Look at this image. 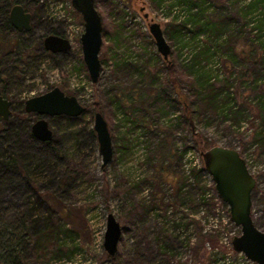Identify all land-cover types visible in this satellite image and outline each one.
<instances>
[{
    "label": "rangeland",
    "instance_id": "374dc122",
    "mask_svg": "<svg viewBox=\"0 0 264 264\" xmlns=\"http://www.w3.org/2000/svg\"><path fill=\"white\" fill-rule=\"evenodd\" d=\"M18 1L31 13L32 21L29 31L16 34L26 48L13 44L0 51V88L6 83L5 97L11 100L13 110L7 120L0 119V242L10 237L4 228L9 231L24 220L28 232L22 248L28 264H111L103 247L111 212L122 227L117 247L122 263L158 264L162 255L157 239L166 232L154 211L159 208L163 212L171 204L174 219L179 216L192 221L195 236L193 244L178 248L172 262L207 264L205 242L219 246L220 235L203 231L194 200L187 212L180 205L183 194L177 190L184 181L181 150L187 145L194 149V159L201 160V156L183 122L181 105L164 103L167 96L176 98L167 64L177 70L195 132L206 144L235 148L256 166L251 213L264 231V140H259L264 137V67L257 63L262 55L258 40L264 37V0H237V5L217 0L231 9L228 16L238 30L231 33L230 54L227 49V53L216 50L203 34L192 37L191 32H172V25H180L181 18L174 12L166 17L150 0H112L114 5L94 0L103 28L96 83L91 82L81 53L70 50L52 55L43 48V38L51 32L67 34L63 21L48 17L55 0ZM70 12L80 26L81 16ZM173 14L176 19L171 21ZM150 22L160 24L170 46L166 60L149 33ZM253 36L259 38L254 41ZM28 51L33 55L28 56ZM254 75L261 78L257 89L249 84ZM55 86L76 96L91 113L72 117L73 121L64 115L47 116L53 139L45 143L31 138L27 131L26 126L38 116L20 108L27 98ZM158 94L161 99L155 100ZM255 98L256 103L251 100ZM95 104L107 121L113 150L116 147L104 167L95 133H90ZM24 157L34 158V175L29 171L32 178L27 175ZM38 165L46 167L42 174ZM203 180L198 173L197 184L204 191L205 183L214 186L210 175ZM173 190L177 194L170 200L168 193ZM48 228L58 229V238L43 245L44 255H37L39 230ZM66 231H73V236H65ZM165 235L177 246V238Z\"/></svg>",
    "mask_w": 264,
    "mask_h": 264
},
{
    "label": "water",
    "instance_id": "95a60500",
    "mask_svg": "<svg viewBox=\"0 0 264 264\" xmlns=\"http://www.w3.org/2000/svg\"><path fill=\"white\" fill-rule=\"evenodd\" d=\"M73 9L81 16L83 32L80 36L82 60L92 83L99 77L101 63L99 53L102 45V20L94 0H71ZM148 18V14H144ZM11 26L19 32L31 29V13L21 4L15 3L9 10ZM148 30L154 40L157 51L164 60L170 54L164 32L158 22H150ZM43 47L51 53L66 52L70 49L68 40L57 34H48L43 38ZM12 102L0 94V117L7 120L12 113ZM76 96L68 95L58 86L29 97L24 102V111L38 117L31 125L32 136L41 141L53 139V131L46 120L47 116L78 117L86 111ZM92 129L95 133L101 154V166L104 167L113 158V146L108 124L103 114L95 111ZM205 171L214 182L218 198L227 206L230 220L240 230L232 240L235 251L242 252L255 264H264V231L259 229L252 217V192L256 184L255 176L249 171L246 160L232 147L215 144L201 153ZM122 234V227L115 216L107 214L103 235V247L107 255L114 256ZM195 264H205L197 262Z\"/></svg>",
    "mask_w": 264,
    "mask_h": 264
},
{
    "label": "trees",
    "instance_id": "16d2710c",
    "mask_svg": "<svg viewBox=\"0 0 264 264\" xmlns=\"http://www.w3.org/2000/svg\"><path fill=\"white\" fill-rule=\"evenodd\" d=\"M104 1L108 2L110 5H114L112 0H108V1L104 0ZM120 1H122L124 3L128 2V0H120ZM18 2H19L18 0H1V2H0L1 3L0 4V6H1L0 7V45H3V47L0 49V51H3V52L6 51L7 50V48L5 47L6 45L13 47V44H14L16 47H18V46L19 47L22 46L24 48L27 47L26 45H24L22 43V41L20 42V40H17L16 34L19 31L14 29L11 26L10 21H9V10L13 4L18 3ZM150 2L157 10H164L166 17H169L170 14L172 12H174L175 16L178 15L177 19L181 18V24L180 25H176V26L172 25L173 26L172 32L175 33V32H178V30H181L184 33L185 32H187V33L191 32L192 37H194L198 34H203L204 36H206L208 42L213 43L212 47H214L216 50L223 49L226 52V49H227L229 51V54L232 52L231 48L229 47V40L231 38V33L235 30L236 31H238V30L236 29L235 22H233V18L228 16L231 9L230 8L225 9V7L220 6L217 0H150ZM236 2H237V0H230L229 5H231V4L237 5ZM94 4H95V1H94ZM21 5L24 8H26L23 4H21ZM95 7H96V5H95ZM114 8L115 7H113V10H114ZM98 13L100 14L99 11H98ZM75 14H77V12H75ZM174 14L170 18L171 21H173V19H176ZM77 16H79V14H77ZM100 16H101V14H100ZM50 34L60 35V34L55 33V32H51ZM102 36H103V28H102ZM253 38H254V36H253ZM256 38H259V37L256 36ZM256 38H254V41ZM221 43H223V44L221 45ZM258 43H259V46L262 48V55L259 58V61L257 63L261 62L262 66L264 67V37H260L258 40ZM45 51L47 52V50H45ZM3 52H2V54H3ZM67 52L68 51H66L64 53H67ZM32 53L33 52L28 51L27 55L28 56L33 55ZM51 54L53 55L54 53H51ZM227 56L230 57V55H227ZM236 58L237 57L235 56V54H233L232 60L236 61ZM134 69L138 70L137 67H135ZM166 69H167V73L170 77V80L172 82V86L174 87V90L176 93V98L172 99V98H169L167 96L166 99L164 100V103H165V105L168 104V105H172V106L174 104H180L181 105V107L183 109V115H182L183 122L185 123L187 130L191 132V136H192L195 147L201 153L203 150H205V149H207V148H209L215 144H213V143L212 144H206L205 139L200 134L195 132V129L192 126V120L190 118V108L187 104L186 96L183 94V92L179 88V84L177 82V78H176L177 70L171 64H167ZM207 78H208V81H211L213 79L210 77V75ZM197 80L198 79H195V80L192 79L191 82H194ZM153 82H154V80H153ZM200 82L203 83L204 81H200ZM258 82H261V78H256V76H255L251 79V82L249 84H252V86L255 89H257ZM5 85H6V83H4L3 86L0 88V94H2L4 97H5V93H4ZM158 99H161L160 94H158L157 97H155V100H158ZM251 100H254L253 101L254 103L257 102V98L251 99ZM20 110L22 112H25L23 105L21 106ZM92 111L93 112H95V111L100 112V109L95 104L94 108H92ZM88 113H91V109H89L87 107L86 111L83 114H88ZM250 114H251V112H250ZM250 114L244 115V116H242V118L245 119V118L249 117ZM66 118L68 121H73L72 117L66 116ZM242 118L240 119V121H242ZM0 119H2V118L0 117ZM31 125L32 124L27 125L26 127H27V131H28L30 137L32 138V134H31V130H30ZM90 133L93 134L92 129L90 130ZM259 140H264V137H261ZM259 140H258V143H259ZM45 143H48V142H45ZM115 148L116 147L114 146V150H115ZM189 149H192V147L184 145L183 149L181 150L182 157L184 156L186 151ZM263 150H264V148H263ZM33 160H34L33 157H30V158L24 157L23 158L26 171L28 172L27 175L30 176L31 178H32V176H31V173L29 171L33 170V168H32V161ZM43 168H46V167H44V165L43 166L38 165V169L40 170L41 174L44 172V171H42ZM198 172L199 171H194V175L196 178L198 176ZM32 175H34L33 171H32ZM183 180H184V178H183ZM184 186H185V181H183L182 187L180 186L179 190H177V193L179 192L180 194H183V196L181 198L179 197L181 200V204H180L181 208H188V206H190V208L192 209L193 206H191L189 204L191 202V200L192 201L194 200L196 202L195 206L193 207V209H195V210H198L202 204L206 203V200L203 196L204 189L201 186L197 185L192 190L184 189ZM173 193H174V190H173V192L168 193L170 200L172 198ZM262 196L264 197V195H262ZM150 199H151V197L149 198L148 201H151ZM263 201H264V199H263ZM153 208L156 209V207H153ZM169 209H173L171 204H168L166 206V208L163 210V212H161V210L159 208H157V210L154 211V214H155V216H157L159 221H161V224H162L164 231L167 234L168 233L170 235L172 234L175 238H177V240L179 242L178 244H180V246H178V244H177V246H173L171 243H169L167 241V239L164 237V236H166L165 235L166 233L160 238L157 237L158 238L157 240L159 242V246H158L159 253L162 255L158 264H174L172 261L174 258H176V255L179 253L177 251L178 248H181V246L189 244L190 238L187 237V235L189 233H191L193 230V228H192L193 223H192V221H189L187 218L178 216V220H176V222H174L171 218H168L167 215L165 214V212H167ZM191 212H192V210H191ZM254 223L256 224L255 220H254ZM170 224L172 226H170ZM173 227H174L173 231H175V229L181 230L183 232V235L185 234L184 237H180V235L178 233H175V232L173 233L171 230ZM27 229H28V226H27L26 222H24V220L17 227H14L13 229H11L9 231L5 228L3 229V231H6L7 233L10 234V237L7 240H2V242H0V264H28L27 257L23 253L24 250L22 248V241L24 239V236L28 232ZM57 230L58 229L53 230L51 228H48L47 230H44V229L39 230V233H38L39 237H38L37 242L35 244V249H36L37 255H44L45 251L42 249L43 245H46V244L50 243L52 240H55L58 238ZM3 231L1 233H4ZM73 234H74L73 231H66L65 232V236H69V238H71L73 236ZM146 247L148 249L147 251L150 252V249H149L147 242H146ZM136 255H137V253H136ZM107 256H108V259L110 260L111 264H123L121 261L119 252H116V254L114 256H109V255H107Z\"/></svg>",
    "mask_w": 264,
    "mask_h": 264
},
{
    "label": "built area",
    "instance_id": "2783aa9c",
    "mask_svg": "<svg viewBox=\"0 0 264 264\" xmlns=\"http://www.w3.org/2000/svg\"><path fill=\"white\" fill-rule=\"evenodd\" d=\"M66 8H68V12L66 11ZM50 10H52V13H50L48 17L63 21L67 28V34L65 33V37L70 44V50L77 51L80 54V36L83 32V23L81 22L80 26H78L73 21L70 14V11H72V15L74 13L71 0H55L53 3L51 2ZM83 88H85V86ZM83 88L76 89L78 91L81 89L82 92ZM86 93L87 92H85V94ZM192 152H194V149L187 150L181 163V174L185 181L184 189H194L198 185V176L197 178L195 177L194 171H199L198 173H200V177L204 179V182L205 178L209 177V174L203 169L202 161L198 158L194 159ZM246 164L249 171L251 173H255L256 166L251 165L249 160H246ZM205 185L207 188H205L203 196L206 203L199 207L197 214L202 217L204 232L207 234L219 233L220 235L219 246L212 245L209 241L205 242V248L207 249V264H255L242 252H238L233 249L231 240L235 235L239 234L240 230L230 220L228 208L218 198L213 184L211 182H207ZM208 203H210L208 206L209 208L207 207ZM188 209L189 208H183L185 212H187ZM170 211H172V209H169L165 212V214L168 218L173 220L174 213H170ZM174 220H178V217ZM175 233H178L180 237H184L185 235H183V232L178 229H175ZM187 237L190 238L189 244H193L195 240L193 233H189Z\"/></svg>",
    "mask_w": 264,
    "mask_h": 264
},
{
    "label": "bare ground",
    "instance_id": "6f19581e",
    "mask_svg": "<svg viewBox=\"0 0 264 264\" xmlns=\"http://www.w3.org/2000/svg\"><path fill=\"white\" fill-rule=\"evenodd\" d=\"M70 50V49H69ZM69 50H67V51H69Z\"/></svg>",
    "mask_w": 264,
    "mask_h": 264
},
{
    "label": "flooded vegetation",
    "instance_id": "af4514ba",
    "mask_svg": "<svg viewBox=\"0 0 264 264\" xmlns=\"http://www.w3.org/2000/svg\"><path fill=\"white\" fill-rule=\"evenodd\" d=\"M44 48V47H43ZM70 51V50H69Z\"/></svg>",
    "mask_w": 264,
    "mask_h": 264
}]
</instances>
